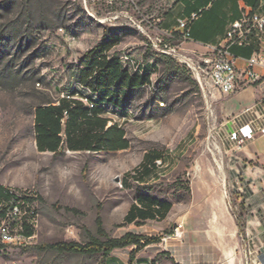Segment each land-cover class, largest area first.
<instances>
[{
	"label": "rangeland",
	"instance_id": "374dc122",
	"mask_svg": "<svg viewBox=\"0 0 264 264\" xmlns=\"http://www.w3.org/2000/svg\"><path fill=\"white\" fill-rule=\"evenodd\" d=\"M162 2L0 0V185L30 191L36 197L37 211L35 232L28 243L4 244L0 238L5 245L0 264H102L101 254L59 253L36 246L85 244L90 235H98L99 216L111 236L123 232L116 223L137 187H148L180 208L191 204L194 192L204 191L203 200L194 207L197 217L180 230L189 229L194 240L209 234L221 240V264H245L242 238L254 237L255 242L263 238L264 171L257 167L264 165L238 159V152L231 150L234 139L228 125L235 115L223 111L226 95L211 89L205 96L181 57L157 50L152 40L159 34L153 31L149 37L144 32L148 21L154 23L161 13ZM109 37L118 39L112 54H128L136 61L134 66L125 65L131 73L150 77L143 87L129 92L122 114L110 113L125 128L131 147L99 154L40 152L35 136L37 106L57 103L76 91L90 94L80 82L83 55ZM180 40L166 39L178 45L182 56L197 60L204 53L187 49ZM153 149L173 150L178 155L177 167L163 172L164 176L160 170L167 167L159 168L144 185L132 181L130 187L122 186L119 178L139 169L145 153ZM215 158L226 173L224 185ZM237 176L243 192H237ZM247 189L257 197L248 195L245 200ZM217 216L221 225L208 223ZM236 220L242 226L248 222L249 229L240 230ZM178 225L171 224L169 234L160 232L161 242L139 255L171 264V253L160 250L185 238L176 237ZM118 252L127 258L128 250Z\"/></svg>",
	"mask_w": 264,
	"mask_h": 264
},
{
	"label": "trees",
	"instance_id": "16d2710c",
	"mask_svg": "<svg viewBox=\"0 0 264 264\" xmlns=\"http://www.w3.org/2000/svg\"><path fill=\"white\" fill-rule=\"evenodd\" d=\"M117 40V38L112 39L111 37L104 39L102 43L92 47L83 55L80 82L84 88L90 91V94L76 91L64 95L57 104L48 102L45 105L37 106L35 136L39 151H51L58 154L63 148V141L70 150L102 151L129 147L130 143L125 137V129L120 127L117 122L107 127L108 119L99 115L102 112L101 106L110 105L123 109L129 92L143 87L149 82L150 77L145 73L142 76L131 73L127 67L122 65L121 58L111 53V50L117 45ZM93 96H96V99ZM84 99L89 102L88 106ZM63 124L65 125L64 139L61 135ZM162 155L163 150L147 151L140 168L133 171V174L140 175V177L149 175L154 169L155 161ZM8 190L9 187L0 185V203L7 198ZM247 191V195L257 197V194H254L250 189ZM35 200L36 197H30L31 202ZM137 201L141 207L133 204L125 218V223L133 222L137 217L142 220L155 218V214L164 218L172 207L170 202L159 200L148 194H139ZM72 210L78 212L76 209ZM237 225L240 230L244 227L238 220ZM34 232V227L25 221V235L32 236ZM165 232L169 234L172 230L166 229ZM97 234L90 235V240L85 244L73 241L56 242L37 245L36 248L59 253L101 254L104 262L114 250L134 246L130 252L128 263L134 264L136 256L141 250L148 245L161 242L163 237L162 235H144L134 232L114 237L106 231L100 216L97 218ZM3 247L5 245L0 243V250ZM162 253L168 254L167 251ZM173 263L179 264L174 259ZM151 264H156V259H153Z\"/></svg>",
	"mask_w": 264,
	"mask_h": 264
},
{
	"label": "crops",
	"instance_id": "0c3cea01",
	"mask_svg": "<svg viewBox=\"0 0 264 264\" xmlns=\"http://www.w3.org/2000/svg\"><path fill=\"white\" fill-rule=\"evenodd\" d=\"M161 6V13L156 15V19L154 18V23L148 21L149 25L143 27L145 33L150 34L154 31L157 34H164L165 32H170L174 34V38H180L178 32V20L181 18H188L192 13L198 11L201 8H205L203 14L192 25L191 39L183 42V44H186L185 46L187 49L200 50L203 52H206V45L208 44L220 45L225 42L226 33L230 28L231 23L239 19L243 11L264 13V0H163ZM231 49L236 55L240 57V59L238 60L239 67L244 66L245 63L243 59L248 57L253 51V48L250 46L234 45ZM263 95L264 79L256 83L255 85L242 88L232 94L226 95L222 101L223 111L227 116L237 115L246 107L250 106L258 97H261ZM93 98L96 99V96H93ZM85 104L88 106L89 102H85ZM101 109L102 112L99 115L108 119L107 127L112 125L114 122H117L120 127L125 129L117 120H114L110 115V113L122 114L121 111L124 108L118 109L110 105H102ZM240 124H245V122L237 123V121L231 120L228 128L232 132L236 130V128L239 127ZM63 127L64 128L61 135L64 139V124ZM243 128L244 130L246 129L244 125ZM125 137L128 139L127 133ZM128 141L130 143L128 148L102 151L70 150L66 147V144L63 141V148L61 149V151L67 150L68 152L72 153L95 154L124 152L131 147V142L129 139ZM43 152L54 154V152L51 151ZM235 152H238L236 156V158L238 159L254 161L264 165V132H256L253 138L249 139L240 150H236ZM161 158L165 160L164 166L158 167L155 163L154 169L147 176L140 177V175H134L133 173H130L128 171L125 172L122 178H119L121 180L122 186L130 187L132 181L140 185H144L145 183H148L150 178L154 176L155 172L159 168L167 167L166 170H160L162 175L163 172H171L177 167V153L170 154V152H163ZM139 194H148L152 197L158 198L159 200L168 201L172 204V207L167 212L164 218H160L158 214H155V218L142 220L137 217L133 222L125 223V218L132 205L136 204L141 207V205L137 201V196ZM204 194V191L202 193L194 192L191 204L187 205L186 207L180 208L171 200L156 196L148 187H137V190L133 197V201L127 207L122 220L116 223L117 228L119 230L123 228L124 231L119 234L115 232L114 237L123 236L127 232H134L144 235H161L160 232L165 231L171 224H187L191 218L197 217L196 214L194 215L193 213L195 210L194 207L197 203H200L203 200ZM221 210L224 213L222 207ZM162 223H164L163 226ZM208 223L221 225L222 219L221 217L219 218V216H217L214 217V219H210ZM230 223L232 222L230 221ZM235 223L237 225V220ZM182 236H185V238L182 240L173 241L170 245V249H162L160 251L170 252V256L179 264H221L219 260L222 257V254L220 255V252H224V243H222L221 240L215 241L212 237H210V234L206 238L194 240L190 237L189 229L185 230V232L182 231ZM157 244L158 243L148 245L143 250H141L137 254L134 264H151V261L155 258L144 257L139 254L141 252H144L148 248L156 246ZM133 248L134 246L114 250L111 255L108 256L104 260V262H102V264H128L130 259V252ZM117 250H128V253H126L127 258L122 257ZM156 264L158 263L156 262ZM171 264H174L173 261L171 262Z\"/></svg>",
	"mask_w": 264,
	"mask_h": 264
},
{
	"label": "built area",
	"instance_id": "2783aa9c",
	"mask_svg": "<svg viewBox=\"0 0 264 264\" xmlns=\"http://www.w3.org/2000/svg\"><path fill=\"white\" fill-rule=\"evenodd\" d=\"M106 1L111 4L114 0ZM204 10L205 8H201L192 13L190 17L178 20L181 43L191 39L192 25ZM148 36L150 37L149 34ZM168 38H174V34L165 32L157 35L152 40L153 46L162 53L179 55L193 73L205 96L211 89L218 91L220 95H229L264 79V13L243 11L241 17L231 23L226 33L225 42L220 45H206V52L199 55L197 60L179 54L178 45H171L166 41ZM234 45L253 48L252 53L243 59L245 63L243 67L238 66L240 57L231 49ZM120 58L124 66L129 67L136 64V61L128 54L122 55ZM135 68L138 70L140 64ZM84 101L88 103L87 99ZM90 106L92 107L93 104L91 103ZM232 121L245 122L231 133V138L234 139L231 150L238 151L249 139L253 138L256 132H264V95L258 97L250 106L235 115ZM243 125L246 127L245 130ZM170 154H173V150H170ZM155 163L158 167H162L165 160L161 158ZM257 169L264 171V168L261 167H257ZM236 179L237 192H243L244 188L239 185L238 176ZM261 184L263 186V183ZM253 193L256 194L255 191ZM33 196L27 189L9 188L7 198L0 203V238L2 243L22 245L28 243L34 235L27 236L24 233V222L28 221L34 227L37 215L35 201H30V197ZM250 196L246 195L245 200ZM256 222L260 223V218L257 216ZM243 224L245 230H248L249 223ZM181 227L182 224H179L176 232ZM250 239L254 241V237L242 238L245 264H264V236L254 243Z\"/></svg>",
	"mask_w": 264,
	"mask_h": 264
},
{
	"label": "bare ground",
	"instance_id": "6f19581e",
	"mask_svg": "<svg viewBox=\"0 0 264 264\" xmlns=\"http://www.w3.org/2000/svg\"><path fill=\"white\" fill-rule=\"evenodd\" d=\"M93 15V14H92ZM106 19H100V21L104 22ZM219 149V147H218ZM215 161L217 162V166L219 169V174H218V178L220 180V182L222 183V185L225 184V178H226V173L224 171L222 162L220 159L215 158ZM182 236V231L179 229L178 232L176 233V237H181Z\"/></svg>",
	"mask_w": 264,
	"mask_h": 264
}]
</instances>
